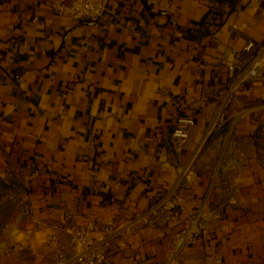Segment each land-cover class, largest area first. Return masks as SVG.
Returning a JSON list of instances; mask_svg holds the SVG:
<instances>
[{
	"label": "crops",
	"instance_id": "1",
	"mask_svg": "<svg viewBox=\"0 0 264 264\" xmlns=\"http://www.w3.org/2000/svg\"><path fill=\"white\" fill-rule=\"evenodd\" d=\"M248 41H264V0H112L106 18L83 21L48 0H0V175L17 177L33 222L72 250L66 229L144 211L199 147L184 210L106 264H163L210 187L220 218H205L178 264H264V112L201 144L225 63ZM261 102L264 68L232 108ZM178 117L195 121L181 147Z\"/></svg>",
	"mask_w": 264,
	"mask_h": 264
},
{
	"label": "built area",
	"instance_id": "2",
	"mask_svg": "<svg viewBox=\"0 0 264 264\" xmlns=\"http://www.w3.org/2000/svg\"><path fill=\"white\" fill-rule=\"evenodd\" d=\"M52 10L60 16L77 21L102 19L107 17V9L112 0H48ZM228 81L224 92L216 95L218 109L207 127L202 142L211 135L226 129L227 140L234 127L251 113L264 112V102L241 109L232 108L241 86L259 77L264 68V41H248L242 50L233 49L232 57L226 61ZM195 121L190 117H178L172 131L177 147L183 146L190 137ZM200 146V145H199ZM199 149V147H198ZM194 153L191 161L194 160ZM189 164L180 171L175 183L153 205L136 215L120 220L115 217L88 219L85 223L66 229L72 250L58 242L57 234L50 233L49 239L57 244V254L52 264H106L112 254L120 253L131 237L147 228L164 226L172 222L178 209L184 210L185 198L182 194L188 179ZM220 218L213 207L212 187L204 195L196 211L187 215V225L176 235L174 247L163 264H178L180 256L190 242L202 235L205 218ZM37 223L38 219H34Z\"/></svg>",
	"mask_w": 264,
	"mask_h": 264
},
{
	"label": "rangeland",
	"instance_id": "3",
	"mask_svg": "<svg viewBox=\"0 0 264 264\" xmlns=\"http://www.w3.org/2000/svg\"><path fill=\"white\" fill-rule=\"evenodd\" d=\"M0 264H52L57 244L30 216L16 176L0 175Z\"/></svg>",
	"mask_w": 264,
	"mask_h": 264
},
{
	"label": "trees",
	"instance_id": "4",
	"mask_svg": "<svg viewBox=\"0 0 264 264\" xmlns=\"http://www.w3.org/2000/svg\"><path fill=\"white\" fill-rule=\"evenodd\" d=\"M1 181H3L2 179H0Z\"/></svg>",
	"mask_w": 264,
	"mask_h": 264
}]
</instances>
